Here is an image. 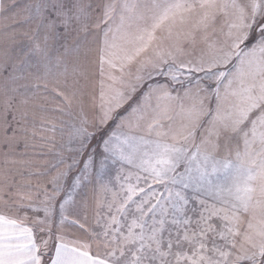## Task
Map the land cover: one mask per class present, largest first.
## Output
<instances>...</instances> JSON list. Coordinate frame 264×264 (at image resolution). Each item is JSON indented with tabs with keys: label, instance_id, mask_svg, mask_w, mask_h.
Wrapping results in <instances>:
<instances>
[{
	"label": "snow or ice",
	"instance_id": "1",
	"mask_svg": "<svg viewBox=\"0 0 264 264\" xmlns=\"http://www.w3.org/2000/svg\"><path fill=\"white\" fill-rule=\"evenodd\" d=\"M0 264H264V0H0Z\"/></svg>",
	"mask_w": 264,
	"mask_h": 264
}]
</instances>
